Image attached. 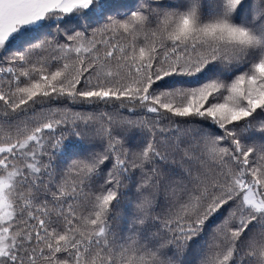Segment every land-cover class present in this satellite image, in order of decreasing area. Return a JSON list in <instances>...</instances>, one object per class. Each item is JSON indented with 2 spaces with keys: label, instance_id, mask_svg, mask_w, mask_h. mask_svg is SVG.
Returning <instances> with one entry per match:
<instances>
[{
  "label": "snow or ice",
  "instance_id": "6c2138e0",
  "mask_svg": "<svg viewBox=\"0 0 264 264\" xmlns=\"http://www.w3.org/2000/svg\"><path fill=\"white\" fill-rule=\"evenodd\" d=\"M256 132L264 0H151L123 16L103 0H0V264H193L192 247L198 264H264ZM86 135L100 150L67 156ZM177 155L182 175L165 167Z\"/></svg>",
  "mask_w": 264,
  "mask_h": 264
},
{
  "label": "trees",
  "instance_id": "16d2710c",
  "mask_svg": "<svg viewBox=\"0 0 264 264\" xmlns=\"http://www.w3.org/2000/svg\"><path fill=\"white\" fill-rule=\"evenodd\" d=\"M151 0H103L105 10L111 14V15H117L123 16L124 13L128 12L130 9L134 10L136 9L140 4L142 3H149ZM162 2L169 3L174 2V0H162ZM244 3L248 6V10L251 11L254 0H244ZM85 23V21H79L77 22L75 19L71 22L69 25L72 28H76L79 30V27L81 24ZM100 23H103V21H100ZM93 26H98L95 24L94 18H93ZM46 31H51L53 34H55V29H47ZM91 31V29L89 30ZM69 107L79 110L81 108L80 105H69ZM254 136L257 139V142H264L260 141L259 137L261 136V133H254ZM129 138L133 143H137L139 139V134L134 130L129 134ZM66 143H69L66 141ZM100 141L92 137L91 135H86L83 139L77 140L76 138H71L70 141V147L67 150V156H71L72 158H75L72 154H88L91 151H99L100 150ZM68 164L71 163V158L67 161ZM184 163L187 165L189 162L184 161ZM62 167H67V164H62ZM165 167H168L172 169L175 173L182 175V171L180 168V157L177 155V163L175 165H166ZM139 182V174L138 172L134 174L133 179L130 183L127 184V186L124 188V192L126 193L125 199L121 202L120 208L118 212L116 213V218L112 221V227L114 232L116 233L117 238L121 236H127L129 235V228L131 227V221L136 213V201L138 199V193L136 191V184ZM165 194L163 191H161L156 200V206L154 208V211H161L164 204H165ZM185 259L187 261H192L193 264H198L199 256H198V249L195 247L190 248L185 253Z\"/></svg>",
  "mask_w": 264,
  "mask_h": 264
}]
</instances>
